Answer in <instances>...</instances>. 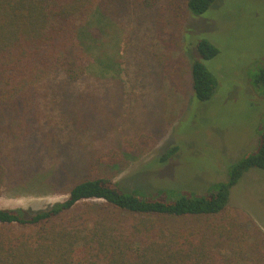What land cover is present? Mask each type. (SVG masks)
Here are the masks:
<instances>
[{"label": "rangeland", "instance_id": "1", "mask_svg": "<svg viewBox=\"0 0 264 264\" xmlns=\"http://www.w3.org/2000/svg\"><path fill=\"white\" fill-rule=\"evenodd\" d=\"M105 9L109 35L98 42L108 47L94 67L107 79L69 88L66 101L0 107V209H48L77 182L99 176L149 194H205L227 179L231 163L256 151L264 127V92L255 84L264 67V0H216L198 15L186 0H109ZM203 39L220 50L204 61L219 83L205 103L191 73ZM55 116L67 121L66 132L48 129ZM173 146L176 154L154 164ZM84 153L94 160H80ZM60 165L65 175L54 178ZM232 190L226 213L240 227L222 263L264 264V171H250Z\"/></svg>", "mask_w": 264, "mask_h": 264}, {"label": "trees", "instance_id": "2", "mask_svg": "<svg viewBox=\"0 0 264 264\" xmlns=\"http://www.w3.org/2000/svg\"><path fill=\"white\" fill-rule=\"evenodd\" d=\"M215 1L186 0V6L191 14H204ZM108 2L0 0V107L66 101L69 88L107 79L108 72L96 73L94 64L108 47L98 42L111 22ZM196 46L201 60H192V86L205 103L219 83L204 61L220 50L207 39ZM255 84L264 92V67ZM47 127L63 133L68 123L55 116L52 130ZM260 134L256 151L231 163L227 179L205 194L176 188L149 194L99 176L77 182L67 199L45 210L0 209V264H223L221 254L238 241L240 227L226 213L232 189L250 171H264V127ZM178 150H166L154 164L166 163ZM79 158L94 160L85 153ZM60 166L51 176L65 175ZM5 175L0 164V191Z\"/></svg>", "mask_w": 264, "mask_h": 264}]
</instances>
